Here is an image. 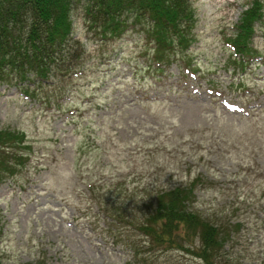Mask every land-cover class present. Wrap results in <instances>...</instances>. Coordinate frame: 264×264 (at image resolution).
<instances>
[{"label": "rangeland", "instance_id": "374dc122", "mask_svg": "<svg viewBox=\"0 0 264 264\" xmlns=\"http://www.w3.org/2000/svg\"><path fill=\"white\" fill-rule=\"evenodd\" d=\"M246 1L192 0L190 64L176 57L159 77L145 71L137 26L101 37L77 6L85 65L64 91L45 103L0 83V127L23 130L30 145L0 179L1 264H132L128 238L141 235L101 207L198 176L194 203L238 223L228 258L264 264V13L243 71L224 42ZM137 262L203 264L175 249Z\"/></svg>", "mask_w": 264, "mask_h": 264}, {"label": "trees", "instance_id": "16d2710c", "mask_svg": "<svg viewBox=\"0 0 264 264\" xmlns=\"http://www.w3.org/2000/svg\"><path fill=\"white\" fill-rule=\"evenodd\" d=\"M245 3L224 38L232 68L240 72L258 53L252 36L264 13V0ZM77 6L86 27L101 37L114 38L137 26L147 49L144 68L150 77L161 76L176 57H185L184 63L190 64L186 52L193 38L192 0H0V83L45 103L62 93L85 65L82 44L72 33L71 15ZM28 148L23 130L0 127V179L24 164ZM198 179L136 195L129 192L127 202L101 207L111 224L126 222L141 235L140 242L128 238L132 264L139 253L155 249L189 253L203 264H233L225 245L238 223L194 203Z\"/></svg>", "mask_w": 264, "mask_h": 264}]
</instances>
